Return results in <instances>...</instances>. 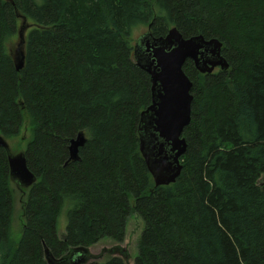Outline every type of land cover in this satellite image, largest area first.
<instances>
[{"label": "trees", "instance_id": "1", "mask_svg": "<svg viewBox=\"0 0 264 264\" xmlns=\"http://www.w3.org/2000/svg\"><path fill=\"white\" fill-rule=\"evenodd\" d=\"M18 14L30 25L19 71L6 47ZM150 24L155 37L172 27L185 38L217 37L229 63L201 73L186 61L193 100L183 169L160 186L139 147L152 84L132 42L133 30ZM25 114L37 180L24 188L22 236L13 243L0 146V264H126L120 256L83 263L84 251L72 249L107 236L123 241L134 213L145 222L135 264H264V0H0V135H17ZM81 133L86 141L71 159Z\"/></svg>", "mask_w": 264, "mask_h": 264}, {"label": "water", "instance_id": "2", "mask_svg": "<svg viewBox=\"0 0 264 264\" xmlns=\"http://www.w3.org/2000/svg\"><path fill=\"white\" fill-rule=\"evenodd\" d=\"M18 17L21 24L13 56L19 71L25 65L26 32L30 25L26 16L18 14ZM150 28L151 24L134 45L136 62L150 75L152 84L151 104L141 112L139 147L155 185L160 186L175 182L183 169L182 156L187 149L183 131L191 121L193 100V82L183 69L186 61L193 60L201 73H212L217 67L226 70L229 63L222 54L223 42L217 37L185 38L176 27L170 28L165 37H155ZM85 141L83 133L71 139V159L77 158ZM0 146L8 155L11 180L18 187L32 186L37 177L28 167L25 151L12 152L1 135Z\"/></svg>", "mask_w": 264, "mask_h": 264}, {"label": "rangeland", "instance_id": "3", "mask_svg": "<svg viewBox=\"0 0 264 264\" xmlns=\"http://www.w3.org/2000/svg\"><path fill=\"white\" fill-rule=\"evenodd\" d=\"M147 31V25L138 26L133 30L132 33V42L133 45L136 44L139 37ZM17 35L11 37L6 42V47L10 50H14L16 47ZM219 68V67H217ZM217 68L215 70H217ZM33 136V124L31 117L25 114L24 122L20 131L17 135L6 138L11 151L14 153L25 151L27 148L28 142L32 139ZM10 187L13 190V201H14V210L12 215L11 222V231L10 238L13 243H18L22 236V229L24 224V217L22 215V206L23 201L26 199L27 194L24 195L25 187H18L17 184L12 181ZM26 191V190H25ZM28 191V190H27ZM133 198H131V202ZM69 206L66 205L59 218H58V234L63 237L66 233L67 225V211ZM145 222L143 218L134 213L127 218L125 224V234L124 240L121 242H116L110 237H101L95 242L87 246H78L72 249H82L84 254L83 263L98 261L104 263L111 256H120L124 259L126 264H135V258L138 254V241L144 230ZM71 253V252H70ZM69 253V254H70ZM81 255V254H80ZM50 264H72L71 261H50Z\"/></svg>", "mask_w": 264, "mask_h": 264}, {"label": "bare ground", "instance_id": "4", "mask_svg": "<svg viewBox=\"0 0 264 264\" xmlns=\"http://www.w3.org/2000/svg\"><path fill=\"white\" fill-rule=\"evenodd\" d=\"M148 29H149V26L147 27V31H148Z\"/></svg>", "mask_w": 264, "mask_h": 264}, {"label": "flooded vegetation", "instance_id": "5", "mask_svg": "<svg viewBox=\"0 0 264 264\" xmlns=\"http://www.w3.org/2000/svg\"><path fill=\"white\" fill-rule=\"evenodd\" d=\"M218 69V68H217Z\"/></svg>", "mask_w": 264, "mask_h": 264}]
</instances>
